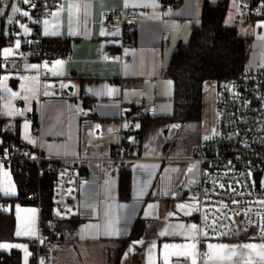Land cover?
<instances>
[{"label": "crops", "instance_id": "1", "mask_svg": "<svg viewBox=\"0 0 264 264\" xmlns=\"http://www.w3.org/2000/svg\"><path fill=\"white\" fill-rule=\"evenodd\" d=\"M218 1L166 0V8H161L157 0H66L39 26L43 38L61 40L70 49L52 64H41L24 52L36 29L29 13L23 15L25 24L16 22L20 11L13 13L11 5L20 9V3L0 1L4 12L0 15V120L34 155L40 152L51 162L77 160L74 188L80 206L73 233L60 240L41 239L38 207L16 200L19 188L12 169L2 164L0 209L13 210L16 224L14 240L1 241L0 252H18L20 264H41L38 252L45 247L52 252L50 264H111L114 252L141 220L143 232L128 246L123 264H264V241L256 238L209 241V257L202 258L196 224L199 205L190 192L200 177V166L190 163L191 153L176 143L164 151L172 139V126L166 122H154L162 124L158 136H149L151 127L140 147L135 141L140 119L133 110L151 117L150 102L158 100L169 83L166 71L174 51L188 43L200 24L204 4ZM107 10L138 15L137 32L123 49L129 61L107 54L121 45L120 31L101 22ZM260 43L257 55L264 59V42ZM258 61L254 57L248 67L261 65ZM43 72L52 78L42 82ZM55 84L67 88L71 97L56 96ZM214 119V111L203 115L207 134L215 129ZM119 130L129 145L125 166L131 170L132 185L127 199L120 197V172L106 170L99 161L119 142Z\"/></svg>", "mask_w": 264, "mask_h": 264}, {"label": "built area", "instance_id": "2", "mask_svg": "<svg viewBox=\"0 0 264 264\" xmlns=\"http://www.w3.org/2000/svg\"><path fill=\"white\" fill-rule=\"evenodd\" d=\"M17 1L20 3V15L16 22L25 24L22 13L27 11L37 29L33 40L36 59L41 64H52L53 60L67 56L70 49L63 41L54 44L58 47L64 44V48L51 53V43L45 41L47 39L42 37L39 27L52 10L61 8L66 0ZM157 1L161 8H166V0ZM236 1L239 3L236 16L239 22H247L250 18L264 19V0ZM100 19L105 27L120 31L121 45L118 50L108 49L109 57L120 56L122 60L129 61L124 57L123 49L132 42L137 32L138 15L132 11L107 10ZM51 78L49 72L41 74L42 82ZM217 87L219 98L215 129L210 138L202 140L194 148L192 157L188 159L200 166V177L190 192L199 205L196 224L200 254L204 259L209 257L207 243L212 240L256 238L264 241V69L253 70L247 65L237 76L224 80ZM52 90L63 99L72 95L59 84H55ZM132 102L136 104L137 99ZM87 103L90 101L87 100ZM144 116L143 110L137 111V119ZM35 130L38 131V127ZM118 135L120 140L111 154L99 161L103 162L106 170L119 173L129 157L123 130H119ZM76 161L58 162L53 201L54 213L59 218H72L79 212V193L74 188L78 177ZM49 162L51 160L43 158L40 152L34 155L25 147H14L0 153V166L7 164L12 170L19 169L24 163H36L43 171L42 164ZM27 199L33 200L34 194L29 193ZM47 230L55 236L64 235L63 231L55 230L52 223L47 224ZM40 232L43 239L41 224ZM38 256L41 264L52 262V252L45 247L39 249Z\"/></svg>", "mask_w": 264, "mask_h": 264}, {"label": "trees", "instance_id": "3", "mask_svg": "<svg viewBox=\"0 0 264 264\" xmlns=\"http://www.w3.org/2000/svg\"><path fill=\"white\" fill-rule=\"evenodd\" d=\"M230 0H221L217 3L206 2L202 8L200 24L195 26L188 43L180 45L173 53L166 76L173 83V111L165 117L152 118L144 116L140 119V127L135 132L136 144L140 147L145 135L155 121L171 124H200L203 118L204 90L208 83L220 85L224 80L237 76L248 65L251 39L239 34L237 27L225 25ZM37 30V29H36ZM24 44V52L30 53L36 60L34 38ZM50 42V51L54 53L64 48L54 43L61 40H45ZM66 46V45H65ZM136 114V110H133ZM34 129L38 127V117L34 118ZM0 137L4 145L0 153L14 147H24L18 136L6 131L3 121L0 120ZM176 136L173 143H176ZM128 151L129 145L125 143ZM60 163H43L40 171L36 163H24L17 170H12L19 188L16 199L21 205L38 207L40 224L43 226L44 237L64 238L75 230L74 217L59 218L54 213L53 183L58 179ZM132 173L125 165L120 171V197L127 199L131 195ZM38 192H40L38 194ZM33 193L34 199L28 200V194ZM15 200V201H16ZM52 223L55 230L64 232V235L55 236L47 230V224ZM15 216L13 210L0 209V242L14 240ZM144 223L137 220L130 236L123 242L117 259L113 264H123V255L128 246L140 238ZM0 264H20V254L13 251L11 254L0 252Z\"/></svg>", "mask_w": 264, "mask_h": 264}, {"label": "rangeland", "instance_id": "4", "mask_svg": "<svg viewBox=\"0 0 264 264\" xmlns=\"http://www.w3.org/2000/svg\"><path fill=\"white\" fill-rule=\"evenodd\" d=\"M239 3L236 0H230L228 13L225 18V25L229 27H237L239 34L251 39L250 48H249V57L248 63L254 59V57L259 59L258 63L260 62L261 65H253L251 68L253 70H262L264 69V59L262 56L257 55L259 48H261V41L264 42V19L259 18H250L247 22H239L237 20V8ZM262 29L260 32L259 30ZM169 83L164 84L162 89V94L158 100H154L150 102L152 106V118L158 117H165L172 114L173 111V83L170 78H168ZM219 98V89L215 85V83H208L205 86L204 90V103H203V115L209 114L212 111L215 113L214 119V128L216 126V108L218 104ZM203 120V118H202ZM162 124L154 123L152 124V130L149 136H158V129L161 127ZM172 131L171 137L172 139L169 140L170 143L173 144V137L174 140L176 139V144L178 148H182L187 151V153H191L190 156L193 155L194 148L201 143L202 140L208 139L212 136V134H207L203 131L202 122L197 125L186 124V125H179V124H171ZM173 141V142H172ZM172 144H170L172 146ZM198 171V167H197ZM121 250H116L114 252L113 260L111 264L115 262L117 259V253ZM125 255H123L124 257Z\"/></svg>", "mask_w": 264, "mask_h": 264}, {"label": "snow or ice", "instance_id": "5", "mask_svg": "<svg viewBox=\"0 0 264 264\" xmlns=\"http://www.w3.org/2000/svg\"><path fill=\"white\" fill-rule=\"evenodd\" d=\"M23 2L24 3H28L29 0H23ZM11 7H12V12L13 13H17V12L20 11V9L15 4L11 5ZM3 14H4L3 9H0V15H3ZM22 15L28 16V12L25 11V12L22 13ZM11 20H12V18L9 17V22H11ZM25 31H27V29H25ZM56 63L59 64V63H61V61H56ZM137 127H139V125H137ZM192 227L195 228L196 226L193 225ZM205 235H207V233H205ZM3 247H7V245H3ZM165 247L167 248V247H169V245H165ZM209 247L211 248V247H213V245H209ZM215 247L224 249V248H227L228 246L227 245H217ZM243 247H245V248H252V247H255V246L254 245H244ZM261 247L264 248V245H261Z\"/></svg>", "mask_w": 264, "mask_h": 264}, {"label": "water", "instance_id": "6", "mask_svg": "<svg viewBox=\"0 0 264 264\" xmlns=\"http://www.w3.org/2000/svg\"><path fill=\"white\" fill-rule=\"evenodd\" d=\"M166 135V133H164ZM168 135V134H167ZM170 142H168L165 147H164V151H167L170 148Z\"/></svg>", "mask_w": 264, "mask_h": 264}]
</instances>
